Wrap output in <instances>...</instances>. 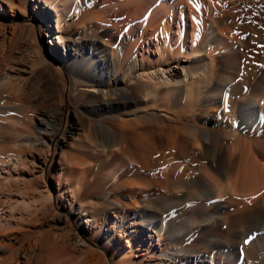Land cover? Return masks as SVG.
<instances>
[{
  "label": "bare ground",
  "instance_id": "6f19581e",
  "mask_svg": "<svg viewBox=\"0 0 264 264\" xmlns=\"http://www.w3.org/2000/svg\"><path fill=\"white\" fill-rule=\"evenodd\" d=\"M3 2L10 9L16 6L13 0H0V19L4 17ZM23 3L27 6L28 0ZM44 4L43 13L36 19L40 32H45L54 17L57 27L61 25L70 10L79 18L92 12L101 14L94 19V28L108 27L113 32L110 45L104 50L99 49L98 36L87 37L88 30H84L82 39L76 38L77 42L70 36V39L55 36L53 55L75 77L73 92L77 96V93L90 94L85 104L98 111V116L103 115L101 120L86 119L83 127L88 144H98V134L105 130L110 133L107 140L110 148L116 149L122 144L130 147L121 160V172L124 175L131 172L127 177L135 178L140 189L134 186V180L131 181L134 187L127 185L132 179L128 177L129 180L120 181L125 187L122 194L113 196L110 189L104 195L98 194L97 200H88L86 195H79L82 186L78 183L71 189L73 193L69 198L70 189L66 191L63 184L64 170L72 156L64 149L69 145L67 136L63 132V136L58 137L61 126L53 125L50 116L38 119L45 126L42 128L45 137L41 136L45 139L42 175L44 171L53 175L58 168L54 166H60L56 195L53 194L55 188L48 187L41 191L42 197L46 203L56 202L62 210L58 215L60 222L69 215L74 217L77 233L71 240L77 251L62 253L59 241L51 238L58 230L57 233L43 230L37 238L19 236V229L9 228L10 219L0 214V264H30L39 243L43 246L40 252L45 264H264V79L256 87L252 76L240 79L237 72L232 71L239 63H245L241 61L244 53L256 65L261 63L264 0H44ZM3 24L0 22V27ZM59 29H54L55 33L60 32ZM45 34L51 36L48 31ZM81 40L90 48L88 51L81 46ZM188 50L192 55H186ZM9 62L10 58L0 51L1 107L9 102V96L16 102L19 100L13 96L19 84L14 89L17 80L7 74ZM262 63L259 66L263 67ZM250 81L256 89L250 88ZM161 98L164 101L158 104ZM21 102L17 103L24 104ZM143 102L151 104V112L142 107ZM119 110L135 117L115 116ZM140 111L144 115L136 116ZM169 114L178 120L168 119ZM195 116L201 118L202 125L185 123V118L191 120ZM30 123L26 122L27 129ZM140 123L149 127L139 130ZM203 125L216 126V129H206ZM15 141L13 148L21 144ZM2 143L0 141V189L8 181H18L21 166L28 163L21 152L14 157L2 154ZM22 147L34 148L28 143ZM58 149L62 150L59 159ZM138 156L140 158H136ZM141 156H146L144 165L147 162L149 165L142 166ZM176 156L179 164L175 165L170 160L175 161ZM164 158L170 162L162 164L163 168L160 161L164 162ZM136 159L142 165L136 161L138 165L130 164ZM31 161L36 162V158ZM177 167V175L172 180L170 175ZM142 168L156 169L150 174L148 170L145 175ZM161 169L164 170L162 175ZM3 173L6 174L5 184L1 182ZM165 175L171 180L165 179ZM161 177L166 182L159 180ZM155 179L159 180L155 181L158 184L166 183L163 186L171 185L168 190L178 188L179 195H165L164 189L160 191L164 197L160 193L156 196L159 189L150 193L156 183L150 191L145 190L149 181ZM110 180L105 174L94 183L90 180L85 193L101 192ZM141 184L145 185L144 190ZM183 219L187 221L186 226L180 225ZM169 226L172 231L165 237L164 230ZM30 231L27 234H33V230ZM123 239L130 250L120 253L118 248ZM157 248L161 253H157ZM170 249L176 252L167 254ZM3 254L6 256L1 258Z\"/></svg>",
  "mask_w": 264,
  "mask_h": 264
},
{
  "label": "rangeland",
  "instance_id": "374dc122",
  "mask_svg": "<svg viewBox=\"0 0 264 264\" xmlns=\"http://www.w3.org/2000/svg\"><path fill=\"white\" fill-rule=\"evenodd\" d=\"M6 1H9V0H6ZM13 1H15L14 3L16 6L13 7L12 9H10V7L7 3L3 2V4H4L3 15H4V17H3V19H0V20H2L0 22L4 23L3 24L4 26L0 27V45H3V47L2 46L0 47L1 48L0 51L4 52L10 58V62H9L10 65H8V67H7V74L9 73L8 75L15 76V79L18 82L17 83L14 80V82L16 83V84H14L15 85L14 89H16L17 84H19L18 85L19 87L15 91L16 94L18 93L17 94L18 96H16V94H14V93H13L14 95L12 93H10L9 95H11V96L13 95L15 98L17 97V99H19V100L16 99L18 103H20L23 100L22 102L24 104H18L13 97L9 96L7 101H9L10 103L13 101L14 105H13V102L11 105H9L10 104L9 102H6L7 107L6 106L5 107L0 106V136H1L0 141L3 142L2 147H3L4 151L6 150L5 152L3 151L4 153L2 152V154L6 155L8 153L10 156L14 157V156L19 155V153L21 152L22 156L28 158L27 159L28 163L21 166V169L19 170V174L21 173V176H20L18 181H16V182L13 180L8 181V183L6 185H4V187H3L4 189L3 188L0 189V201H1L0 202V214L7 216L8 220L10 219L9 225L7 224V226H9V228H11V227L14 228V226L16 228H18L19 229L18 230L19 236L21 235L22 237L30 236L33 238H37V236L40 237V234L43 230L51 229L54 232L56 231V233L58 230L57 234H59V236H57V234H56V236L53 235L54 237L51 236V238L57 239L59 241V244L61 245L62 253H66V252L69 253V252L75 251L77 249V247L73 244V242L71 240L72 236L77 233L74 217L72 215H69L68 219L64 218L62 220V222H60V220L58 219V215H59V213H62V210L61 209L59 210L56 202L53 204L48 202L49 203L48 204V203H46V200L44 202V198L42 197L41 191H44L48 187L52 188V189L55 188V190L53 189V194L56 195V193H57L56 181H57L58 173L60 170L59 169L60 166L58 164H56V166H54L55 168H57V167L58 168L54 169L53 175L47 174L46 173L47 171H44V174L42 175V168H43L42 167L43 166L42 165V158L44 156V154H43L44 149L43 148L45 146V144L43 145V143H45L44 142L45 139L43 138V137H45V134L43 133L44 129H42V128H44L45 126H43L42 123L40 124L38 119L50 116L51 117L50 121L52 122L53 125L56 124L59 127L61 126L58 137L63 136L64 133L66 134L65 136H67V142L69 145L65 146L64 149L67 151V153H69V155H72V156L68 158V161H69L68 168L64 170V174L65 173L66 174L64 176L63 184H64V189L66 191L70 189L69 194H68L69 198L72 196V193H73V191H71V189L72 188L74 189L78 183L81 184V186H82L81 189L79 190V195L83 196V197L86 195V199L89 198L88 200H90V199L97 200L98 196L108 193V190H110V189H112V191H109V192H113L112 193L113 196L118 195L119 193L122 194L125 191V187L121 184L123 182L121 179L129 180L128 179L129 176L127 177V175L130 174L131 172L128 173L127 175H124L125 173H123V171L121 172L120 164H121V160L124 157V155L131 148L130 147L127 148V145H125V144H122V146L119 145L118 147H116V149L113 147H112L113 149L110 148L108 146V142H107L108 138L110 137V133H109V131H105V130H103L102 133L98 134L100 136V138H99V143L96 144L97 146L94 145L95 143H93V145H91L90 143H89L90 145L88 144L89 141H88V138L86 137L87 133L83 127V125L86 123V119L101 120L103 118V115L100 113L101 115L98 116V114H99L98 111L92 110L91 107H89V106H87V104H85L87 102V100L91 98L90 94H87L88 96L87 95L81 96V94L77 93L79 95V96H77L76 92H73V81L75 80V77L73 76V74L71 73L70 70H68L66 67L62 66L61 60L59 58H57V56L53 55V51L55 50V44L57 43V38L55 36L63 35V36H66L67 38H69L68 36H70V38H72V40L76 41V38L79 39V37H80L82 39L83 33L88 30L87 37H94V38L99 37L100 40H97L98 44H99V49L104 50V49H107L108 45H110L108 43H110V40L113 36V34H112L113 32L110 29H108V27L96 26L94 28V25L96 24L94 19L100 17L101 14H93L94 12H92L91 14L80 16V18H79V16H77V13H75L73 10H70L71 12L69 11L65 14L64 19H63L65 22L62 21L61 25H59L60 27L59 26L57 27L55 17L50 19L49 23L53 27H50L49 23L47 24V26H46L47 29L45 28V32L48 31V33H50V35H51V36H47L45 34V32H40V30L36 24V19L38 17H40L41 14L43 13V9L45 6L44 0H28L27 6L23 3L24 0H21L22 3L20 2V0H13ZM36 6H37V9H36ZM98 9L100 10L99 7H98ZM97 10H96V12H97ZM32 15H34V16H32ZM89 15L90 16L92 15L91 16L92 19ZM88 16H89V18H88ZM62 24H64L65 27H63L64 25H62ZM58 28H60L59 30L61 33L60 32L55 33L54 29L57 30ZM89 29H91V31H92V29H95L96 31L93 30L92 32L91 31L89 32ZM51 30L53 31V33ZM110 35H112V36H110ZM116 41L117 40H114V42H116ZM88 42H89V40H88ZM90 43L92 44V41L89 42V44ZM80 44H81V46L82 45L85 46L84 42L82 43V40L80 41ZM69 45L72 46V43L70 44V42H69ZM85 48H86V46H85ZM86 49H87L86 51H88L90 48L87 47ZM189 53L190 52L188 50L186 55H192ZM242 55L243 56H241V61L245 62V63L244 64L239 63L238 65L236 63V65L238 67L237 66H236L237 68L235 66H232V67H235V70H237V71H235L234 68L232 71H234L235 73L237 72L236 73L237 77L240 79L246 77L247 75L252 76L251 81L254 82L253 83L254 86L257 87L258 84L259 85L261 84V80L263 82V79H264V61H263L264 60V49L262 50V52L260 54V55H262L261 58H259V62L262 63V61H263V63H262L263 67H261V65L259 66V64H261L259 62H258L259 64H257V65L255 63H253L252 59L250 58V56H248V54L244 53ZM244 58H246V60ZM260 59L261 60L263 59V60L260 61ZM233 65H235V64H233ZM242 65L245 66V67H243V69H242ZM258 66L261 68L259 69ZM252 67H254V68H252ZM239 68L241 69V71ZM255 69H256V71H258V70L259 71L256 72V71H254ZM17 75L24 76V77H26V79L25 78H18L19 76H17ZM251 81H250V84H251L250 88L252 87L251 89L254 90V89H256V87L253 88L254 86H252L253 84ZM69 92H72L73 95L72 94L70 95ZM22 93H24L26 95H24ZM19 94H20V97H19ZM72 96H73V98H72ZM74 96H75V98H74ZM10 98H11V101H10ZM85 98H87V99H85ZM163 101L164 100L161 98L157 103L162 104ZM144 103H146V102H143V104H141L142 107H146L147 110H149L151 112V109H149L151 107L150 106L151 104L147 103L148 105H146V104L144 105ZM88 109H90V110H88ZM132 110H136V108H133ZM115 113H116L115 116L122 115L125 118L135 117L134 115L124 114L125 112H123L122 110H119L118 112H115ZM142 114H143L142 111H140L136 114V116L137 115L139 116ZM168 117H169L168 119H170V120H172V119L178 120L177 118H174L170 114L168 115ZM26 122H27V124H29L30 122H31L30 124H32L30 127H28V129L26 128ZM201 122L202 121H201V118L199 116H195L191 120L188 118H185V123H190V124L191 123L192 124L193 123H199V124H201ZM140 124H141V127L139 130H145V129H147V127H149V125L146 123H140ZM203 126L206 129L209 128L210 130L216 129V126H212V125H203ZM76 127H78V128L75 129ZM41 136H43V137H41ZM85 138H87V140ZM15 140H19L18 142H21V144L19 143L20 146H23V145H25V143L26 144L28 143V144H32L34 148L27 149L26 147L20 148V146L13 148V143ZM10 142H11V145H10ZM15 142H17V141H15ZM86 142H87V144H86ZM89 146L92 147V149L88 150L90 148ZM93 146H95L97 150ZM123 146H125V147H123ZM120 147H121V149H120ZM106 148H107V150H106ZM95 150L97 151V153H95L96 152ZM57 151H58L57 152V158L59 159L62 150L58 149ZM136 155H142V153L139 152V154H138L136 152ZM34 157L36 158V162L38 164L36 162L31 161V160H33ZM72 157L75 159L74 161L72 160ZM145 157L141 156L142 161H143V158H145ZM70 158H71L72 162H74L73 164L69 160ZM136 158H140V157L138 156ZM175 158H177V156L174 157V160L176 161ZM164 159H166V158H164ZM80 161H81V163H80ZM134 161H136L138 163L141 162L140 160L136 159V160H133V163H130V164L138 165V163L135 164ZM144 161H143V165H142V162L140 163V165H142V166L149 165L148 162L146 165H144L145 164ZM170 161H172V163L175 165L179 164V162H178L179 159L176 161L177 163L175 161H173L172 159ZM170 161H167V159H166L163 162L161 160L160 161L161 162L160 167L164 168V166L162 164H164V163L166 164L167 162H170ZM75 162H77V165ZM113 162H114V164H113ZM113 165H114V167H113ZM71 166L73 168L69 169ZM101 167H102V169H101ZM110 169H111V171H110ZM142 169H143L142 173L147 175L149 169L148 170L145 168H142ZM155 169L152 168V170H154V171H155ZM154 171L149 170V174L153 173ZM163 171L161 169V172H162L161 175L163 174ZM83 172H86V173H83ZM177 172H178V167L173 169L174 174L172 173V169H170V174L172 173L174 175V176H172V174L170 175L172 180L174 179L175 175H177ZM67 173H69V174H67ZM82 174L84 175V178H83ZM86 174L87 175L89 174V175L87 176ZM103 174H105V176L109 175V178H111V180H110L111 182L112 181L116 182V180H117V182L116 183L115 182L114 183L113 182L112 183L107 182V184H105L104 187H102L101 192H98V193L92 192L90 194L89 193L86 194L85 191L88 188V186L91 183H94V181L96 182L98 177L103 176ZM114 174H116V175H114ZM5 175L6 174L3 175V179L5 181L4 180L1 181L4 184L7 181L4 178ZM81 177H82V179H81ZM163 177L165 179L171 180L169 176L165 175ZM129 178H132V179H130V181H128L130 183L127 185H129V186L132 185L131 187L135 186V187H138L140 189V186H139L140 183H138V181L136 182V179L135 178L133 179V177H129ZM164 178L162 179V177H161V178H159V180L162 179L163 182L164 181L166 182V180ZM82 180H84L85 183L82 182ZM90 180H91V183H90ZM132 180H134L136 182V185H137V183L139 185L136 186L134 184H131ZM159 180H156V179L152 180V181L150 180L149 184L146 185V187L148 186L147 188L144 187L145 186L144 184L143 185L141 184L142 185L141 189L144 190V188H146L145 190L150 191L152 185H154L156 183L157 185L155 184L152 187L150 193H153V192H155L154 190L159 189L158 195L156 193V196H159V193H160V196H163V197H164V194L168 195V196L169 195L170 196L179 195L178 194V191H179L178 188H174V189L172 188V191L170 190L171 189L170 188L169 189L170 192H169L168 188L171 185H168V186L165 185L166 186L165 187V186H163V184H166V183H163V184L157 183V182H159ZM120 181H122V182L120 183ZM155 181H157V182H155ZM65 182H66V184H65ZM124 182H126V181H124ZM67 183H68V185H67ZM118 183H119V186H118ZM65 186H68V187L65 188ZM117 186L119 188H117ZM105 188L107 190H105ZM114 189H117V190H114ZM163 189H164V192L163 191L162 192L164 194L161 195L162 192H160V191ZM118 190H119V192H118ZM121 190H122V192H121ZM175 190H177V191H175ZM91 194L93 196H91ZM173 216L176 217L177 214H174ZM176 218H178V217H176ZM22 220H23V222H22ZM24 220L26 222L29 221L30 223L31 222L32 223L30 224L28 222V224H27V223H25ZM38 220H41V221H38ZM185 221L186 220L183 219L181 221L180 225L184 226V224H185V226H186L187 221L186 222ZM40 222H43V223H40ZM10 223H11V225H10ZM17 223H19V226H17L18 225ZM21 227H22V229H21ZM24 227H26V228L24 229ZM82 227L83 228L86 227V224H84ZM26 229H27V232L24 231ZM30 230H33L34 235L31 234L32 235L31 236L30 234H27V233H31ZM169 230H170V232H169ZM171 231H172V229H170V226L167 227L164 230L165 237L170 236ZM24 232L27 235H25ZM166 233H169V234L166 235ZM239 238L241 239V236ZM67 240H69V241H67ZM68 243L70 245H68ZM39 245H40V243L37 246V249L35 251L36 253L33 255V259H32L33 262L31 260L30 264H45V262L43 260H41L42 259V255H41L42 252H40L41 250L43 251V246L42 245L39 246ZM94 246L97 247L96 244ZM129 250H130V245H128L127 241L125 239H123L122 242L120 243V248H118V251L120 253H123L124 251L128 252ZM170 250L171 251H169V253H167V254H171V253L174 254L176 252L174 249H170ZM37 251H39V252H37ZM142 252H145V249L142 250ZM159 252L161 253V250L159 251V248H157V253L159 254ZM4 255L5 254L1 255L2 256L1 258H4ZM47 264H50V262ZM51 264H52V262H51ZM53 264H55V263L53 262Z\"/></svg>",
  "mask_w": 264,
  "mask_h": 264
}]
</instances>
